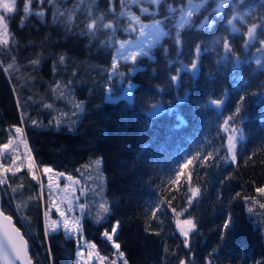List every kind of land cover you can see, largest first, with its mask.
Returning a JSON list of instances; mask_svg holds the SVG:
<instances>
[{"label": "trees", "instance_id": "trees-1", "mask_svg": "<svg viewBox=\"0 0 264 264\" xmlns=\"http://www.w3.org/2000/svg\"><path fill=\"white\" fill-rule=\"evenodd\" d=\"M221 2L207 0L193 11L192 26L180 29V47L174 42V23L188 0H162L158 7L143 1L147 13L137 4L122 9L115 0V13L131 10L141 20H160L168 33L153 47V59L138 57L137 70L126 73L133 84L129 102L106 98L114 48L131 34L123 31L129 20L110 11L109 0H46L43 5L33 0L32 11L45 15L29 16L23 27V0H17L7 20L11 52L0 55V145L13 126L20 127L39 174L22 168L4 175L0 208L26 239L33 264H73L76 256L74 238L61 230L45 236L47 204L44 190L40 195L39 166L75 173L97 156L109 212L100 222L84 217L81 228L101 256L111 258L114 250L102 233L119 221L113 240L128 264H264V208L256 209L257 188L264 185V106L256 101L264 97L249 95L264 93V66L255 62L264 65V52L257 51L264 45L247 36L255 26L257 41L264 40V0H227L217 14ZM169 6L177 11L169 13ZM233 16L238 18L227 23ZM205 19L211 25L201 28ZM92 20L97 28L90 38L84 33ZM106 23L123 27L113 36L103 28ZM110 39L116 41L112 46ZM225 41L230 52H225ZM246 42L252 46L244 47ZM197 45L199 71L193 78L181 68H190ZM132 67L127 62L120 69ZM178 71L179 83L170 79ZM240 95L246 97L241 112L227 125L239 135L232 162L223 122L233 116ZM217 99L224 100L219 108L211 104ZM76 102L82 104L79 112ZM154 104L163 111L149 115ZM178 118L185 121L179 128ZM176 213L196 225L188 247L176 229ZM227 217L232 223L225 232Z\"/></svg>", "mask_w": 264, "mask_h": 264}, {"label": "snow or ice", "instance_id": "snow-or-ice-1", "mask_svg": "<svg viewBox=\"0 0 264 264\" xmlns=\"http://www.w3.org/2000/svg\"><path fill=\"white\" fill-rule=\"evenodd\" d=\"M36 2L40 5H43L46 0H36ZM48 3H51V0H47ZM120 2V6L122 9L126 8L129 4H141L142 0H119ZM149 3L156 5L157 7L159 6V4L162 2V0H148ZM227 0H222V2L218 5V7L216 9H214V11L219 14V12H221L223 10L224 7V3H226ZM241 2H243V0H241ZM16 3L17 0H0V9L3 10V12L5 14L7 13H14L17 9H16ZM33 3V0H23V8H22V12H23V16L21 17L20 20V27L24 26V21L31 15H35L38 17L43 18L45 15L44 10H40L37 12H33L31 9V5ZM189 3V8L187 11H185L184 9H179V11L181 12V17H180V21L179 23L176 25L177 31H176V35L174 37V42L182 47V41L180 40V29H183L186 25L191 27V20L190 17L193 15V11H199V9L201 7H203L204 3H207V0H202V3L199 5H193L192 4V0H188ZM115 0H109V5H110V11H112L118 18H122L127 16L129 21L131 22H135L137 24H139V18L134 16L132 13L130 12H126V11H121L120 13H115ZM149 10L147 8H141V12L142 13H147ZM169 13H174L177 11V9L172 8L171 6H169L168 8ZM5 14H0V46H3L4 51L0 52V55H9L11 52V49L8 48V44H9V32H8V21L6 19V15ZM238 17L233 16L231 20L227 21V23L232 24L233 21H235ZM100 19H103V17H101ZM242 19V18H241ZM163 22L160 20H157L154 22V24L152 25H143L140 24L139 26V35L141 36H145L147 37L148 35H154L155 39L153 41H148L146 44L144 41H140V42H133V41H120L119 43V47L116 49V56L113 57V63H112V70L110 73V76H119L121 79H123L127 74L124 72H120L118 71V64L121 60H123L125 63L131 61L133 67L130 69V71H136V65H137V60L138 57L140 58H148V59H153V55H152V49L153 47H155V45L157 43H159L160 38L167 36L168 33L164 32L161 28L160 25ZM205 24H208L209 26L211 25V22L208 21L207 19H205L204 24H201L200 27H204ZM87 32L84 33L85 35H88L90 38L95 36V30L97 28V21L96 20H92L90 23L87 24ZM123 27L120 25H113L112 23H106L103 24V28L104 29H110L112 31L113 36H115V33L117 31L118 28ZM148 28H152L154 31L152 33H148L145 31V29ZM262 29H264V26H262ZM137 29L135 27H133L132 23H129L126 27H123V31L125 32H135ZM233 31H238V29H233ZM254 31H255V26H253V28H250L247 32V36L250 38V41L252 43H259L261 45H264V40H259L257 41V38L254 36ZM109 46H112V44L116 43V41L113 40H109ZM252 46V44H250L249 42H246L244 47H250ZM224 49L225 52H230V46L229 43L227 41H225L224 43ZM165 51H167L165 49ZM257 51H262L264 52V47L262 48H258ZM201 53V49L200 46L197 45L195 48V57L196 59L193 60L190 64V68L188 66L182 65L181 70L188 72L190 71L192 74V77L194 78L197 74V72L199 71V65H198V61H199V56ZM233 55H235L233 53ZM13 61L15 60V57H12ZM39 60H33L32 63L33 64H39ZM60 62L63 63L64 62V57L61 56L60 57ZM257 66H264L261 63L260 59H257L256 61ZM2 61H0V65H2ZM240 65V59L239 57L236 58V63H235V67H239ZM13 65L9 64L7 66V68H4V71H8L9 68H11ZM172 81L179 83L180 82V72L178 71L176 75L171 76L170 78ZM133 88V84L131 82H128V93L129 95L131 94V89ZM107 91L110 94L109 95V99H111V92H112V84L111 82H109L108 87H107ZM251 97H257V96H261L264 97V93H259V92H254L249 94ZM246 100V97L244 95H240L238 97V101L237 104L235 106L234 109V113L233 116H229L223 123L225 125V131L226 132H231L233 133V135L228 136L227 140H228V150L230 152H233V155L231 157V161L235 162L236 161V156L234 154V150L236 148V137H235V133L238 131V129L236 128H229L227 127V125L229 124V121H233L235 117H237L240 112H241V106L244 104ZM257 103L261 104L262 106H264V99H261L259 101H256ZM211 104L215 105L217 108L221 107L224 104V100L223 99H217V100H213L211 101ZM50 107V106H49ZM78 107H80L78 105ZM153 109H157L156 112H149V115H157L159 112L163 111L162 108H157V105H152L151 106ZM262 116H264V113L261 114ZM34 124H36L37 122H33ZM185 123L183 118H178V123L176 125L177 128L181 127L183 124ZM57 124H59V122H57ZM22 131V129L20 127H16L15 128V132L16 133H20ZM10 143L11 141H9L8 143H4L3 145H0V148H2L3 150H7L10 147ZM209 157H211V153L208 154ZM96 163L99 165L101 163V160L98 159L96 161ZM188 163H191V161L189 160ZM29 167H31V165H29ZM9 171H12V169L10 167H4L3 165H0V172L2 173H8ZM44 173H50L52 172V169L49 167H45L43 169ZM60 175H63L62 173ZM34 179L36 177H33ZM68 180H72L73 178L71 176L67 177ZM7 183V181L3 178V176H0V185H3ZM49 188H51V184H49ZM0 191H6L5 189H0ZM257 191L260 193H264V187H260L257 188ZM12 192L15 193L16 189L13 188ZM199 193V189H196L193 191V196H196ZM41 196L43 195V189H41ZM239 195V194H238ZM19 207V205L17 206ZM101 209H103V211L105 213L109 212V209L104 205L101 204L100 205ZM260 207L264 208V204H261ZM80 210L81 213H83L84 211V205L80 206ZM56 211L59 213V216L64 217L66 215V213L64 211H61L59 208L56 209ZM249 212L252 211L251 208L248 209ZM0 216H3V211L0 210ZM4 219L7 221H10L12 218L10 216H4ZM61 223L63 228L67 231L68 230V223L67 221H63V222H58V221H52V225L49 226L46 224L45 226V236L47 237L51 232H55L58 231L61 227ZM185 224L189 225L191 229H195L196 225L193 223V221L191 219L184 221ZM232 223L231 217H227L226 221L223 225V230L226 232L230 226V224ZM119 228V221H117L115 223V225L112 227L111 232H109L108 230H105L102 235L103 237L108 240V241H112V246L114 247V249L117 250L118 255L122 258L124 256V253L119 251L120 249V244L116 243L113 240V237L115 236L117 229ZM72 231L75 232L77 235H81L82 234V228H81V224H80V220L77 219L76 223L73 225ZM184 237H185V247H188V241H187V237H188V231H185L184 229H181ZM18 232L19 230H15V235L10 234L6 229H0V255L4 256L5 258H7L8 256H11L13 260H15L19 255L20 252L23 249V244L21 243L20 245H17L16 243V236H18ZM90 247L92 249H95L96 245L92 244L90 245ZM49 251H51V248L49 247ZM91 255V253H90ZM101 259H106V258H101ZM112 264H116L115 261L112 262ZM122 264H128V261L126 259H122ZM181 264H183V262H181Z\"/></svg>", "mask_w": 264, "mask_h": 264}, {"label": "rangeland", "instance_id": "rangeland-1", "mask_svg": "<svg viewBox=\"0 0 264 264\" xmlns=\"http://www.w3.org/2000/svg\"><path fill=\"white\" fill-rule=\"evenodd\" d=\"M143 1H148V0H142V2ZM138 6H139V11H141V8H147V6L145 5H144L145 7H143L142 3L139 4ZM188 8H185L184 10L187 11ZM124 11L130 12L134 16L139 18V16L134 14L133 11L131 10H124ZM0 14H5L2 9H0ZM11 14L12 13L5 14L7 20ZM125 17L128 19L127 16ZM180 17H181V12L178 13L177 15V18L174 23L175 25L179 23ZM155 21H157V19H154L152 21H144L141 20L140 18H139V24L129 21L130 23L133 24V27H135L137 30L135 32H131L130 36L127 37L126 39L117 41L116 46L114 48L113 57L116 56V49L119 47L118 42L120 41H129V40L133 42L144 41L145 44L148 41H153L155 39L154 35H148L147 37L139 35V26L140 24L152 25L154 24ZM160 28L165 32L164 28L162 27V24L160 25ZM145 31L148 33H152L154 30L152 28H148L145 29ZM122 63L125 62L123 60L119 62L118 71L124 73H130V74L133 73V71H130L131 68H129L128 71H123L122 69H120ZM111 70L112 67L110 69V73ZM110 79L112 84V92H111L112 98L111 99L108 98L110 95L108 92L106 98L108 100L114 101L117 98L121 97L131 102L132 89H131V94L129 95L128 93V82L131 81L125 79V77L121 79L119 76H110ZM117 87H119L120 91L113 92L116 91ZM76 104L80 106L78 107V105H76V110L79 112L82 108V104H79L78 102H76ZM155 111H157V109L152 110V112ZM16 127L18 126L12 127V130L9 133L8 140L5 142L8 143L9 141H11L9 149L3 150L2 148H0V165H3L4 167H10L12 171H9L8 173H14L22 168H26L32 172H36L38 175L39 174L37 171L38 169H36V167L34 166L31 160L22 133L15 132ZM227 135L230 136L233 135V133L227 132ZM235 137L237 143L239 139L238 132L235 133ZM98 159L101 160V163L99 165L96 163ZM29 165H31V167H29ZM45 167L51 168L52 172L44 173L43 169ZM39 171L43 180L42 184L44 190V197L47 204V207L43 214L44 227L46 226V224L51 226L52 221H58V222L67 221L68 230L66 231L63 228L62 223L59 230H61L65 236L74 238L76 242V256L73 264H112L113 261H115L116 264H122V259H125V257L123 256L121 258L118 255L117 250L114 249L113 246L112 248L114 252L111 258L101 256L100 254H98V252L95 249H92L90 247V245H92L93 243L87 242L83 238L82 234L77 235L75 232L72 231L73 225L76 223L77 219L80 220V224L84 217H88L94 222H100L108 214L105 213L103 209H101L100 207L101 204H104L108 208L106 194H105L106 177L103 171V163L101 157L99 156L91 157L86 161L82 162L78 166L75 173H67L61 170H56L47 164H41L39 166ZM8 173L0 172V176H4ZM61 173L63 175H60ZM68 176H71L73 179L71 181L68 180L67 179ZM49 184H51V188H49ZM261 187H264V185H262ZM258 196L260 197L258 204L256 205V209L262 211L260 205L261 203H264V193L258 192ZM81 205H84L83 213H81L80 210ZM57 208H59L61 211H64L66 215L64 217L59 216V213L56 211ZM248 209L249 206L248 203H246V211L249 213ZM53 213L55 215H53ZM175 218H176L175 221L176 229L185 240V237L181 229L188 231V235H189L192 229L190 228L189 225L184 223V221L189 219L182 217L180 213H176ZM262 231L264 232V230ZM187 241H188V237H187ZM109 242L112 245V241ZM101 258H106V259H101Z\"/></svg>", "mask_w": 264, "mask_h": 264}, {"label": "water", "instance_id": "water-1", "mask_svg": "<svg viewBox=\"0 0 264 264\" xmlns=\"http://www.w3.org/2000/svg\"><path fill=\"white\" fill-rule=\"evenodd\" d=\"M1 210V208H0ZM4 216H9L3 212V216H0V229H6L10 234L15 235V230H19L18 236H16V243L17 245L23 244V249L20 252V255L13 260L11 256L5 258L4 256L0 255V264H33L29 253H28V243L26 239L23 237L20 229L14 224L13 219L7 221L4 219Z\"/></svg>", "mask_w": 264, "mask_h": 264}]
</instances>
